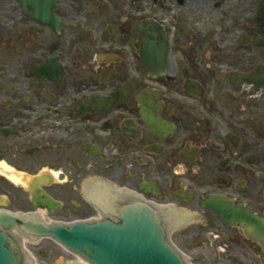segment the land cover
Returning <instances> with one entry per match:
<instances>
[{
  "label": "flooded vegetation",
  "instance_id": "obj_1",
  "mask_svg": "<svg viewBox=\"0 0 264 264\" xmlns=\"http://www.w3.org/2000/svg\"><path fill=\"white\" fill-rule=\"evenodd\" d=\"M263 1L0 0L9 206L31 207V192L8 176L53 175L41 189L56 212L87 215L72 220L91 218L99 186L200 218L219 219L209 198L263 217Z\"/></svg>",
  "mask_w": 264,
  "mask_h": 264
},
{
  "label": "water",
  "instance_id": "obj_2",
  "mask_svg": "<svg viewBox=\"0 0 264 264\" xmlns=\"http://www.w3.org/2000/svg\"><path fill=\"white\" fill-rule=\"evenodd\" d=\"M262 13L260 19L264 22ZM103 201L102 206L116 216L117 223L105 220L46 226L31 218L20 220L0 213V227L4 231L17 227L27 236L50 238L89 264H183L167 241L165 227L154 209L138 201L126 206H116L109 198ZM32 203L35 208L53 209V203L46 197L41 201L40 195H34ZM202 205L217 212L227 225L239 226L244 236L264 252V217L257 218L239 207L234 209L224 201H206ZM193 221L199 222L202 228V218L195 217ZM190 228L187 225L186 231ZM202 232L204 234L203 228ZM197 262L190 261V264ZM0 264H30L20 253L17 243L2 231Z\"/></svg>",
  "mask_w": 264,
  "mask_h": 264
},
{
  "label": "rangeland",
  "instance_id": "obj_3",
  "mask_svg": "<svg viewBox=\"0 0 264 264\" xmlns=\"http://www.w3.org/2000/svg\"><path fill=\"white\" fill-rule=\"evenodd\" d=\"M229 1L235 3L233 0ZM229 8L232 9L234 7L232 5ZM4 191L0 189V197H6L8 202H10L11 198ZM25 197L26 195L23 198H18L14 205L9 206L10 209L19 212L31 211L32 208ZM77 210L79 209L77 208ZM85 216L79 215L76 217ZM76 217L72 212L61 211L49 214L47 218L50 220L69 221ZM188 227L191 228L187 231L186 227L175 231L172 238L173 243L179 250L185 252L190 261H199L195 264H263L258 262V248L256 246L245 242L241 234L236 230H228L223 222L211 213H208L206 218H202L204 234L199 222L193 221ZM29 250L38 262L42 261L43 264L76 263V260L71 255L49 240H42L40 245L29 247ZM40 252L43 253V258L40 257Z\"/></svg>",
  "mask_w": 264,
  "mask_h": 264
},
{
  "label": "bare ground",
  "instance_id": "obj_4",
  "mask_svg": "<svg viewBox=\"0 0 264 264\" xmlns=\"http://www.w3.org/2000/svg\"><path fill=\"white\" fill-rule=\"evenodd\" d=\"M9 178L14 182V183H16V184H18V182H21L22 183V181H23V184H20V185H24V183H26V180H25V178H23L22 177V175L21 176H16V175H10L9 176ZM1 207V206H0ZM34 212L37 214V215H40V216H45V215H47V213H46V210H44V209H36V210H34ZM27 241V240H26ZM25 240H24V243L26 242ZM27 243L28 244H31V243H29V242H26V244L25 245H27ZM25 248H27L26 246H25ZM75 259V258H74ZM76 260V259H75ZM76 262H78L79 264H84L83 262H81L80 260H76ZM67 264H70V263H67Z\"/></svg>",
  "mask_w": 264,
  "mask_h": 264
}]
</instances>
